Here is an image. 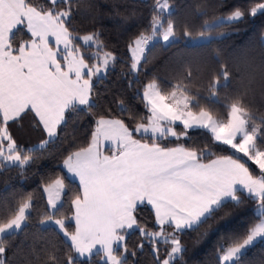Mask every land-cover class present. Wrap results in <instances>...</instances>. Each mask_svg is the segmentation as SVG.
I'll use <instances>...</instances> for the list:
<instances>
[{
    "label": "snow or ice",
    "instance_id": "1",
    "mask_svg": "<svg viewBox=\"0 0 264 264\" xmlns=\"http://www.w3.org/2000/svg\"><path fill=\"white\" fill-rule=\"evenodd\" d=\"M73 0H47L35 4L33 0H0V161L25 166L33 162L30 151L17 143L12 125H20L31 114L46 136L41 147L49 145L67 127V114L82 108L91 113L95 106L93 78L101 79L114 64L116 57L104 50L100 33L76 35L73 26ZM169 8L168 0H155L149 29L141 32L128 45L133 73L143 71L141 61L147 63L145 50L150 42L160 39L165 45L178 41L171 18L162 13ZM264 15V0H254L246 9L235 8L226 17L212 23L205 22L203 31L193 37L185 31V41L215 39L206 33L218 31L225 24L243 22L245 17ZM24 29L29 38L17 42L16 31ZM51 38V39H50ZM84 45H96L89 64L81 52ZM219 59V58H217ZM190 70L185 78L191 80ZM223 81V83L221 82ZM231 85V74L221 62L218 75L208 82L213 103H219L218 93ZM184 84L176 85L162 94L153 81L144 86L141 98L148 115L144 123L129 126L122 119L100 116L86 146L69 149L63 167L77 178L80 190L70 200L72 214L67 221L55 219L64 181L56 179L43 188L50 209L41 224L52 223L69 242L63 264H130L126 237L138 231L142 242L152 245L156 264H174L185 251L179 234L197 229L206 223L226 203H243L239 193H247L257 204V220L227 246L220 245L218 260L222 264H241L246 252L264 240V117L262 124L250 113L243 101V93L225 97L226 119L212 112H194L190 105L200 108L196 95ZM123 111H128L121 102ZM179 123L180 131L176 130ZM193 133L206 131L217 146L230 150V155H216L209 146L185 144ZM139 134V138H137ZM170 140L174 146L165 141ZM107 142L111 154H106ZM23 153V154H22ZM254 165L256 171L249 165ZM150 206L157 231L146 230L137 218L138 209ZM33 202L29 196L18 202L12 214L0 222V264H10L6 254L8 240L27 224ZM172 229L171 232L166 231ZM170 244L163 259L158 242ZM45 251V250H42ZM39 259V256H37ZM60 256L48 252L45 264H60Z\"/></svg>",
    "mask_w": 264,
    "mask_h": 264
},
{
    "label": "trees",
    "instance_id": "2",
    "mask_svg": "<svg viewBox=\"0 0 264 264\" xmlns=\"http://www.w3.org/2000/svg\"><path fill=\"white\" fill-rule=\"evenodd\" d=\"M254 0H168L172 9L162 13L171 18L174 30L179 38L171 45L158 40L153 42L145 52L147 63L141 61L144 70L133 73L130 70L131 55L128 45L141 32L150 35L149 24L153 14L155 0H73V26L76 35L83 36L93 32L100 33L104 50L111 52L116 61L109 67L101 79L93 78L95 87V106L91 113L83 108L75 114H67L66 130L59 139L41 147L45 134L35 126L31 114L24 117L20 125H12V132L17 143L34 158L29 165H7L0 161V222H3L17 206L29 196L33 208L30 219L19 232L6 237L10 249L6 254L10 264H45L47 253L55 252L63 256L69 250V242L51 224H41L45 214L50 211L43 188L56 179L64 181L65 190L55 219H65L69 231L73 225L67 221L72 214L70 200L79 192L80 186L71 180L64 168L66 152L86 146L95 127V120L100 116L122 119L129 126L144 123L148 115L144 108L141 94L144 86L155 82L162 94L170 93L176 85H187L190 96L199 94L200 108L190 105L194 112L201 108L212 112L217 118L226 119L225 97H235L243 93V101L250 113L262 124L264 117V15L255 18L245 17L243 22L220 27L218 31L206 33L215 39L195 45L185 41L184 33L197 37L203 31L205 22L226 17L235 8L246 9ZM35 4H46L47 0H33ZM29 38L24 29L16 31L17 42ZM81 52L91 65L96 63L92 53L96 45H84L80 41ZM219 58V59H217ZM221 62L231 74V85L218 93L219 103H213L208 93V82L218 75ZM192 73L191 80L185 78V71ZM223 83V81H221ZM121 102L128 111H123ZM264 126V125H262ZM180 131V125L176 126ZM191 140L181 141L185 144L209 146L216 155H230V150L217 147L206 131L193 133L189 130ZM139 138V135H137ZM174 146L170 140L165 141ZM75 150V149H73ZM110 152L109 148L105 149ZM23 154V153H22ZM256 171L254 165H249ZM243 203H226L206 223L197 229L179 234L185 249L174 264H222L218 260L220 245L227 244L247 230L257 220V204L244 192L239 193ZM137 218L146 230L157 231L153 210L150 206L138 209ZM171 232L172 229L167 228ZM129 253L136 251L135 258L129 256L130 264H156L152 245L144 243L143 251L137 249L142 242L138 231H130L126 237ZM160 258L163 259L170 244L158 242ZM45 250V251H42ZM39 256V259H37ZM93 264H98L94 258ZM241 264H264V240L256 242L244 255Z\"/></svg>",
    "mask_w": 264,
    "mask_h": 264
},
{
    "label": "crops",
    "instance_id": "3",
    "mask_svg": "<svg viewBox=\"0 0 264 264\" xmlns=\"http://www.w3.org/2000/svg\"><path fill=\"white\" fill-rule=\"evenodd\" d=\"M51 39V38H50ZM82 42V41H81ZM83 43V42H82ZM86 46H89V45H86ZM146 52V51H145ZM115 119V118H114ZM177 125H179V123H177ZM176 125V126H177ZM137 135H139V134H137ZM106 148H108V145H107V142H105L104 144H103V147H102V150L106 153V154H111V153H109V152H106L105 151V149ZM64 168V167H63ZM64 170H65V172H66V174H67V176L71 179V180H73V181H75V182H77L78 184H79V181H78V179L77 178H74V177H72L70 174H68L67 173V170L64 168ZM80 186V185H79ZM64 190H65V186H64ZM63 194V193H62ZM62 194H61V201H62ZM247 194V193H246ZM45 195H46V197H47V194L45 193ZM60 204H61V202H60ZM59 204V205H60ZM58 205V206H59ZM49 224H51V225H53L55 228H56V226L54 225V224H52V223H49Z\"/></svg>",
    "mask_w": 264,
    "mask_h": 264
},
{
    "label": "rangeland",
    "instance_id": "4",
    "mask_svg": "<svg viewBox=\"0 0 264 264\" xmlns=\"http://www.w3.org/2000/svg\"><path fill=\"white\" fill-rule=\"evenodd\" d=\"M171 9H172V7H171V5L169 4V8H168V9H165L164 12H165V13H169V12L171 11ZM158 40H160V39H155V40H153L152 42H150V45H151L153 42L158 41ZM160 41H161V40H160ZM162 42H163V41H162ZM201 42H206V41H198L197 43H201ZM163 43L165 44V42H163ZM150 45H149V46H150ZM145 51H146V50H145ZM5 163H6L7 165H12V164L7 163V162H5ZM46 194H47V193H46ZM45 224L47 225V224H49V223H44V225H45ZM23 226H24V225H23ZM23 226H22V227H23ZM179 255H180V254H179ZM179 255H178V256H179ZM178 256H177V257H178ZM221 263H222V262H221Z\"/></svg>",
    "mask_w": 264,
    "mask_h": 264
}]
</instances>
